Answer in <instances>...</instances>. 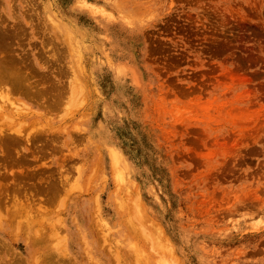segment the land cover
Returning <instances> with one entry per match:
<instances>
[{
  "label": "rangeland",
  "instance_id": "374dc122",
  "mask_svg": "<svg viewBox=\"0 0 264 264\" xmlns=\"http://www.w3.org/2000/svg\"><path fill=\"white\" fill-rule=\"evenodd\" d=\"M1 13L2 61L21 57L26 75L0 83L23 108L15 120L0 103V128L26 142L0 165L32 175L0 178V264H264V0H0Z\"/></svg>",
  "mask_w": 264,
  "mask_h": 264
},
{
  "label": "bare ground",
  "instance_id": "6f19581e",
  "mask_svg": "<svg viewBox=\"0 0 264 264\" xmlns=\"http://www.w3.org/2000/svg\"><path fill=\"white\" fill-rule=\"evenodd\" d=\"M98 8H99V7H98ZM2 16H3L4 18L6 17L5 15H3V14L1 13L0 17L2 18ZM7 17H8V16H7ZM12 18H15V20H16V17L12 16ZM1 20H3V19H1ZM1 20H0V21H1ZM7 20H8V19H7ZM7 20H6V21H7ZM10 21H12V19H11ZM17 21H18V19H17ZM8 22H9V21H8ZM8 22H5V23L8 24ZM0 23H1V22H0ZM17 23H18V22H14L13 24L15 25V24H17ZM7 24H6V25H7ZM3 25H4V24H3ZM6 25H4V26L6 27ZM22 25H23V23L21 24V26H22ZM21 26H20V27H21ZM7 27L11 28V27L8 26V25H7ZM22 27H23V26H22ZM24 27H25V26H24ZM3 28H4V27H3ZM13 28H14V27H12L11 29H13ZM17 28H18V27H17ZM17 28H15V30H18ZM24 29H25V28H24ZM1 30H2V29H1ZM4 30H5V28L3 29L2 32H5V33H6L7 30H5V31H4ZM19 30H20V28H19ZM25 30H26V29H25ZM2 32H1V34H2ZM7 32H8V31H7ZM23 32H24V31H23ZM23 32H22V31H21V32L18 31V34L21 33V35H23V34H22ZM10 34H11V33L7 34L6 37H4L5 35H4V36H3V35L0 36V42H1L0 44L2 45V44L4 43V44H3V45H4V46H3L4 48L7 47V46L9 45V43L12 41V38H13V37H12V38L10 37V38H11V41H10V42L8 41V40H10V39H8V38H9L8 36H12V35H10ZM18 34H16V36H17ZM26 35H27V34H26ZM19 36H20V35H19ZM23 36H24V35H23ZM1 37H3V38L1 39ZM14 37H15V36H14ZM17 37H18V36H17ZM30 37H31V36H30ZM4 38H7V41H8L9 43H7V41H4V42L2 43L1 40H3ZM15 38H16V37H15ZM16 39H17V38H16ZM24 39H25V38H24ZM19 40H20V39H19ZM12 42H13V41H12ZM18 43H20V42H18ZM5 44H7V45H5ZM11 48H12V47H11ZM1 49H2V48H0V50H1ZM13 49H14V48H12V50H13ZM2 50H3V49H2ZM2 50H1V51H2ZM4 50H5L6 52H3ZM4 50L2 51L4 56H3L2 54H0V55H2V56H0V58H1V60H0V83H5V82H6V83H8L9 85H12V87L14 86V87L19 88V87H21V85H22V87H23V84H22V83H24L23 81H24V79H25V75H26V74L23 75V73H21L19 70H16V69H18V68H17L18 66L16 67V65H15L16 62H17V64H19L18 62H19L20 59H22V58H21V57L18 58V56L15 55L17 61H14V59H11V60L14 61V63H12V65H10V63H7V64H6L5 62L2 61V60H3L2 57H5L4 59L7 60L6 58H10L9 56H12V55H11V54L8 55V53H7L8 51L6 50V48H5ZM14 50H15V49H14ZM15 51H16V50H15ZM10 52H11V51H10ZM24 52H25V51H24ZM4 53H7V55H5ZM18 53H19V52H18ZM16 54H17V53H16ZM19 54H20V53H19ZM21 54H22V53H21ZM27 54H28V52H26V55H25V54H24V55L27 56ZM22 55H23V54H22ZM29 55H30V54H29ZM6 56H8V57H6ZM20 56H21V55H20ZM73 57H74V56H73ZM29 58H30V56H29ZM18 59H19V61H18ZM24 59H26V58H23V60H24ZM29 60H30V59H29ZM21 61H22V60H21ZM25 62H26V61H25ZM30 62H31V60H30ZM30 62H29V63H30ZM22 63H23V61H22ZM29 63H28V64H29ZM31 63H32V62H31ZM14 65H15L16 68L13 67ZM25 65H26V64H25ZM23 66H24V65H23ZM11 67H13V68H11ZM24 67H25V66H24ZM24 67H23V68H24ZM14 68H15V69H14ZM26 68H27V70L29 69L27 66L25 67V69H26ZM33 68H35V67H33ZM27 70H26V71H27ZM35 70H36V69H35ZM28 71H29V70H28ZM31 71H32V70L30 69V71L27 72V73L30 74ZM22 72H23V70H22ZM32 73H33V72H31V74H32ZM34 73L37 74L38 71H34ZM47 73H48V71H47ZM43 74H44V73H43ZM49 74H50V73H49ZM27 76H28V75H27ZM32 76H34V74H33ZM38 77H39V79H40L41 77L43 78L42 74H41V76H38ZM27 78H29V76H28ZM36 78H37V77H36ZM45 78H47V77H44L43 80H44ZM48 79H49V77H48ZM41 80H42V79H41ZM41 80H40V81H41ZM43 80H42V81H43ZM46 80H47V79H46ZM46 80H45V81H46ZM42 81H41V83H42ZM30 82H32V81H30ZM30 82H26V83H29V84H30ZM34 82H35V81H34ZM34 82H33V83H34ZM33 83H32V84H33ZM38 83H39V82H38ZM44 83H45V82H44ZM78 84H79V83H78ZM26 85H27V84H25L24 86H26ZM38 85H39V84H38ZM42 85H43V84H42ZM45 85H46V84H45ZM52 85H54V84L49 85V87H50V86L52 87ZM80 85H81V84H80ZM0 86H3V85L1 84ZM4 86L7 88V89L5 88L6 90L9 89V86H6V85H4ZM39 86H40V85H39ZM47 86H48V85H46L45 87L48 88V90H49V87H47ZM54 86H55V85H54ZM54 86H53V89H54ZM63 86H64V85H63ZM71 86H72V85H71ZM71 86H70V92H71L72 94L69 93V95L71 94V95H70L71 97H69V99H70V98H71V99H70V100L68 99V101H70V104H71V103L73 104L72 101H74L76 97L74 96V98H72V95H73V93L75 92V91L72 92V90H74L75 88H77V91H76V92H79L80 89L78 90V87H77V86L75 87V85H73L74 88L71 89ZM29 87H30V86H29ZM35 87H37V86L35 85ZM42 87H43V86H42ZM45 87H44V88H45ZM55 87H56V86H55ZM1 88H3V87H0V90H1V93H0V99L2 98V97H1V95H2V89H1ZM39 88L41 89V87H39ZM11 89H12V88H11ZM19 89H20V88H19ZM27 89H28V88H27ZM31 89H32V88H31ZM36 89H37L36 92H38V91L40 90V89H38V88H36ZM51 89H52V88H51ZM51 89H50V90H51ZM55 89H56V88H55ZM16 90H18V89H16ZM16 90H15V91H16ZM25 90H26V89H25ZM46 90H47V89H46ZM48 90H47V91H48ZM50 90H49V91H50ZM81 90H82V88H81ZM8 91H9V90H8ZM18 91H19V90H18ZM52 91H53V90H52ZM23 92H24V91H23ZM29 92H31V90H29ZM32 92H34V91L32 90ZM36 92L32 93V94H35V95H31L30 93H28V94H30V98H32V96L35 97V99H36L37 97L39 98V96H37V95H39V94L36 93ZM43 92H44V91H43ZM50 92H51V91H50ZM56 92H57V91H56ZM56 92H55V93L52 92V94H54L55 96H57V95H56ZM18 93L20 94L21 92H18ZM39 93H40V92H39ZM41 93H42V92H41ZM41 93H40V94H41ZM46 93H47V92H46ZM24 94H25V92L23 93V96H24ZM36 94H37V95H36ZM42 94H43V93H42ZM47 94H48V93H47ZM60 94H61V93H60ZM60 94H59V95H60ZM59 95H58V96H59ZM79 95H80V94H79ZM79 95H78V96H79ZM25 96H26V95H25ZM36 96H37V97H36ZM50 96H51V95H50ZM58 96H57L56 98H58ZM62 96H63V94H62ZM26 97H29V96L27 95ZM43 97H45V96H43ZM47 97H49V94H48L45 98L47 99ZM51 97H53V95H52ZM59 97H60V96H59ZM30 98H28V99H30ZM45 98H44V99H45ZM56 98H55V99H56ZM26 99H27V98H26ZM52 99H53V98H52ZM52 99H51V101H52V103H53V100H52ZM65 99H66V98H65ZM12 100H13V99H12ZM12 100H11L10 97H5L4 99H1V102H0V103H3V102L6 103V104L4 105L5 107H6L7 104H9V106H11V104L14 103V100H13V101H12ZM30 100H31V102H32V99H30ZM36 100H37V99H36ZM39 100H40V99H39ZM56 100H57V99H56ZM76 100H77V99H76ZM16 101H17V100H16ZM16 101H15V102H16ZM33 101H34V99H33ZM41 101H42V100H41ZM59 101H61V99H60ZM64 101H66V100H64ZM17 102H18V101H17ZM19 102H21V101L19 100ZM19 102L16 103V104L14 103V106L16 105V106H15L16 110H15V108H14V112H15V113H13L14 119H15V118L21 119L22 116H23V111H22L23 108H20L19 105H18L19 108L17 107V104H19ZM28 102H29V101H28ZM45 102L48 103L49 101H46V100H45ZM55 102H56V101H55ZM74 102H75V101H74ZM26 103H27V102H26ZM52 103H51V104L49 103V105H50V106H54L55 103H53V104H52ZM24 104H25V103H23L22 105H24ZM37 104H38V103H37ZM39 104H40V103H39ZM56 104H58V102H57ZM72 104H71V105H72ZM20 105H21V104H20ZM26 105H28V103H27ZM64 105H65V104H64ZM4 106H3V104H0V118L3 117L4 115H6V114H4V113H6V112H4V111H6V108H5ZM12 106H13V104H12ZM28 106H29V105H28ZM41 106H43V105L41 104ZM44 106H45V105H44ZM44 106H43V107H44ZM54 107H56V106H54ZM24 108H26L25 105H24ZM27 108H28V107H27ZM29 109H30V108H29ZM32 109H33V108H32ZM36 109H37V108H36ZM36 109H35V110H36ZM49 109H50V108H49ZM9 110H11V109H9ZM50 110H51V109H50ZM12 111H13V109H12ZM24 111H26V109H24ZM32 111H33V110H32ZM33 112H34V111H33ZM35 112H36V111H35ZM35 112H34V113H35ZM7 113H8V112H7ZM10 115H11V114H10ZM40 115H41V114H40ZM13 116L9 117V118H10L9 121H10V120L12 121ZM26 116H28V115H26ZM6 117H7V116H6ZM23 118H24V117H23ZM7 119H8V118H7ZM14 119H13V120H14ZM15 120H16V119H15ZM15 120H14V121H15ZM14 121H13V122H14ZM0 122L4 124V121L1 120V119H0ZM38 122H39V121H38ZM1 123H0V124H1ZM6 123H7V122H6ZM8 123H9V122H8ZM8 123H7V124H8ZM10 123H11V122H10ZM19 123H20V122H19ZM1 125H2V124H1ZM1 125H0V127H2ZM17 125H18V127H17ZM17 125H16L17 128H16V127H15V128H13V127H8V129L5 128V130H4V127H3V129L0 128V160H1L2 162H3V161H7V159H8V161L10 160L8 163H10V162H12V161L14 162L15 160L17 161V162L15 161V162L18 163V162H19V161H18V160H19V157H20L21 155H22V157L25 156V154H24L23 152H22L23 154H21V155L19 156V154H20L19 151L21 150V149H20L21 147H20V148L18 147V148H19V151H18V153H16L17 156L14 155V154H13V156H12V153L14 152V150H13V151H11V150H12L16 145H19L20 142H22V139H23V141H25L24 138L22 137V135H24V134L21 132L22 129L19 128V124H17ZM20 126H21V125H20ZM38 128H39V127H38ZM23 130H24V129H23ZM34 131H35V129H34ZM29 132H30V131H29ZM31 132H32V131H31ZM41 132H42V131H41ZM35 133H36V132H35ZM32 134H33V133H32ZM32 134H31V135H32ZM37 134L39 135L38 131H37ZM37 134H36V136H37ZM48 134H49V132H48ZM31 135H28V131H27L26 134H25V137H26V136H27V137L29 136V138H33V139H34V137H31ZM34 135H35V134H34ZM34 135H32V136H34ZM40 135H42V133H40ZM52 135H53V134H52ZM36 136H35V137H36ZM38 137H39V138H38ZM40 137H41V136H37L38 139H40ZM42 137H43V135H42ZM49 137H51V136H49ZM49 137H48V139H49ZM54 137H55V136L53 135V138H54ZM21 138H22V139H21ZM29 138H28V139H29ZM37 138H36V139H37ZM33 139H31V141H30V139H29V140L27 141V143H28L29 141H30L31 143H32V142H35V140H33ZM46 139H47V138H46ZM50 139H51V138H50ZM50 139H49V140H50ZM20 140H21V141H20ZM26 140H27V139H26ZM32 140H33V141H32ZM43 140H44V139H43ZM25 142H26V141H25ZM2 145H3V146H2ZM27 145H28V147L30 146L29 144H27ZM9 147H10V150H8ZM16 147H17V146H16ZM16 147H15V149H16ZM23 147H24V146H23ZM24 148H25V147H24ZM17 150H18V149H17ZM29 150H30V149H29ZM29 150H28V151H29ZM9 151L11 152V154H10ZM21 151H22V150H21ZM6 152H7V153H6ZM8 153H9V154H8ZM7 154H8V155H7ZM28 154H29V153H27V155H28ZM23 155H24V156H23ZM26 159L29 161L28 157H27ZM1 161H0V163H1ZM5 163H7V162H5ZM1 164H3V163H1ZM10 164H11V163H10ZM3 165H4V164H3ZM3 165H2V166H3ZM5 167H6V166H5ZM37 168H39V167H37ZM112 168H113V167H112ZM0 169H2V170H0V175H1L0 178H3V179H1V180H2V181L4 180V182H8V181H9V179H8V181H7L8 176H6V174L9 175L10 177H12L15 173H18V172H19V171L16 172L15 170H14L15 172L11 171V172L14 173V174L12 175V173L10 172V169H9V173H11V175H10V174H8V172H7V167H6V172H5V170H3L4 168H1V165H0ZM41 169H42V168L40 167L38 170H41ZM11 170H13V169H11ZM35 171H36V170H35ZM30 172H31V171H30ZM36 172H37V171H36ZM36 172H35V173H36ZM20 173H21V174H20ZM23 173H24V172H23ZM33 173H34V170H33ZM19 174L23 176L22 172H19ZM25 174H28V173H25ZM25 174H24V176H26V178H24L25 180H24L20 175H18V176L21 177V178H19V177H18V178H19L21 181H23V180H24V181H27V179H30V178H28V176L30 175V177H31L32 174L30 173L28 176L25 175ZM15 176H16V175H15ZM15 176H14V177H15ZM24 176H23V177H24ZM5 177H7V178H5ZM34 177H35V176H34ZM34 177H33V178H34ZM36 177H37V175H36ZM4 178L6 179V181H5ZM12 178H13V177H12ZM33 178H31V179H33ZM14 179H15V181L18 180L17 178H13V181H12L11 178H10V181H12V182L9 181V182H10V183H9L10 185L8 186V189L6 188L7 185L5 186V183H4V182H3V183L0 182V189H1V188H2V189H3V188H6L7 190H11V188H12L11 186L13 185V183H15ZM22 179H23V180H22ZM33 180H34V179H33ZM52 181H53V179L51 180V182H52ZM16 182H17V184H14V185H17V188H18V186L20 185V181H19V182L16 181ZM33 182H34V181H33ZM33 182H31V183L29 182V183H27V184H30V186H31ZM35 182H37V181H35ZM35 182H34V183H35ZM38 182H39V181H38ZM51 182H50V183H51ZM18 183H19V184H18ZM25 183H26V182H25ZM34 183H33V185H34ZM54 183H55V182L53 181V183H51V184H54ZM1 184H2V185H1ZM3 184H4V185H3ZM11 184H12V185H11ZM14 185H13V188L17 189L16 186L14 187ZM21 185H22V188H23V184H21ZM21 185H20V188H21ZM33 185H32V186H33ZM35 185H36V183H35ZM37 185L39 186V183H38ZM56 185H57V184H56ZM3 186H4V187H3ZM25 186H26V185H25ZM32 186H31V187H32ZM38 186H37V187H38ZM42 186H44V189H45L47 186H48L47 189H52V188L49 187L48 184H46V186H45V185H42ZM53 186H54V189H53V191H54V190H55V184H54ZM34 187H36V186H34ZM34 187H32V188H34ZM40 187H41V186H40ZM56 187H57V186H56ZM9 188H10V189H9ZM42 188H43V187H42ZM2 189H1V190H2ZM15 189H13V190H15ZM31 190H32V189H31ZM4 191H6V190L4 189ZM4 191H2V192H4ZM34 191H37V190H34ZM41 191H42V190H41ZM44 191H46V190H44ZM49 191L52 192V193H51L50 197H49V196H48V197L52 199L51 196H52L53 193H55V192H53L52 190H49ZM38 192H40V190H39ZM5 193H7V192H5ZM5 193H4V195H5ZM24 193H25V192H24ZM30 193H31V192H30ZM30 193H29V194H30ZM45 193H46V192H45ZM0 194H1V193H0ZM25 194H26V195H25ZM25 194H24L25 197L23 196L24 199L22 198L23 201H24L25 199H26L25 201H27V198H28V200H29V199H30V196H32L33 193H31V195L28 194L29 197H27V193H25ZM37 194H38V193H37ZM2 195H3V194H2ZM2 195H0V197H1ZM7 195H8V194H7ZM14 196H15V195H14ZM14 196H13V197H14ZM16 196H18V195L16 194ZM16 196H15V198H16ZM38 196H39V195H38ZM2 197H3V196H2ZM2 197H1V202H2V200H3L5 197H6V199L8 198V196H6V195H5L3 198H2ZM10 197H12V196H10ZM13 197L10 198V199H13ZM32 197H34V195H33ZM32 197H31V199H33ZM36 197H37V196H36ZM46 197H47V196H46ZM48 197H47L48 200H47V199H46V200L44 199L45 203L49 202V198H48ZM40 198H41V197H40ZM43 198H45V196H43ZM6 199H4V200H6ZM8 199H9V198H8ZM34 199H35V198H34ZM36 199H37V198H36ZM15 200L17 201V199H14V201H11V200H10V201H11L12 203H15V202H16ZM38 200H39V198H38ZM38 200H37V201H38ZM41 200H42V199H41ZM41 200H40V202L38 201V203H40V204L37 203L39 206H40L41 203H42ZM6 201H7V200H6ZM10 201H9V202H10ZM29 201H30V200H29ZM32 201H33V200H32ZM27 202H28V201H27ZM3 203H7V202H4V201H3ZM28 203H29V202H28ZM30 203L36 205L34 202H31V201H30ZM43 203H44V202H43ZM26 204H27V203H26ZM1 205L3 206V204L0 203V206H1ZM8 205H9V203H8ZM14 205H15V207H16V204H14ZM27 205H28V204H27ZM2 206H1V207H2ZM6 206H7V205H5V206H3V207H4V208H8V207H9V206H7V207H6ZM36 206H37V205H36ZM39 206H38L37 208H40V207H41V208H44V207H42V206H40V207H39ZM1 207H0V208H1ZM18 207H19V205H17L16 208H18ZM32 207H33V206H32ZM16 208L14 209L15 212L13 211V212L15 213V215H16V213H18V212L16 211ZM20 208H21V206H20ZM20 208H19V209H20ZM5 210H6V209H5ZM6 211H7V210H6ZM10 211H11V210H10ZM10 211H9V212H10ZM18 211H19V210H18ZM0 212H1V210H0ZM0 215H1V213H0ZM9 215H10V214H9ZM9 215H8V216H9ZM3 216H6V215H5V214H4V215L2 214V216H0V217L2 218ZM10 216H12V212H11V215H10ZM12 217H14V214H13ZM3 218H5V217H3ZM8 218H9V217H8ZM10 219H13V218H10ZM10 219H9V221H12V220H10ZM17 222H18V221H17ZM10 223H11V222H10ZM0 224H1V223H0ZM37 229H38V230H37ZM39 229L42 230L40 227L32 229V230H33V231H32L33 233H30L29 235L32 234L31 237H33L34 234H38V235H39V233L41 232V231L39 232ZM3 230H4V229H3ZM36 230H37L38 232H36ZM25 235H26V232H25ZM42 236H45V234L42 235ZM42 236H41V237H42ZM25 237H26V236H25ZM35 237H36V235H35ZM37 237H38V236H37ZM37 237H36V238H37ZM36 238H35V239H36ZM33 239H34V238H31L30 240H33ZM40 239H41V238H40ZM40 239L38 238V241H37V239H36V241H37L38 243H40V242H43V241L45 240V239H44V240L42 239V240L40 241ZM15 240H18V239H15ZM26 240H27V238H26ZM27 241H28V240H27ZM9 242H10V241H9ZM34 242H35V241H34ZM38 243H37V244H38ZM2 244H4V243H2ZM31 244L34 245V243H31ZM50 245H51V244L49 243V246H50ZM3 246H5V245H3ZM8 246H9V245H8ZM37 246H38V245H37ZM38 247H39V246H38ZM40 247H41V246H40ZM4 248H5V247H4ZM7 248H8V247H7ZM9 248H11V247H9ZM33 248H34V247H33ZM36 249H37V248H36ZM31 250H32V249H31ZM9 251H10V250H9ZM33 252H34V253H37V252L39 253V250H36V252H35V251H33ZM0 253H1V251H0ZM38 253H37L36 255H38ZM11 254H12V253H11ZM18 254H19V253H18ZM30 254H31V253H30ZM39 254H40V253H39ZM6 255H7V254H6ZM19 255H20V254H19ZM34 255H35V254H33V256H34ZM48 255H49V254H48ZM48 255H47V257L49 258ZM59 255H60V254L58 253V257H60ZM30 256H31V255H30ZM0 257H1V256H0ZM7 257H8V256H7ZM9 257H10V256H9ZM37 257H39V255H38ZM51 257H54V256H51ZM61 257H63V256H61ZM61 257H60V259H56V260H59V261H60V260H61ZM32 258H33V257H32ZM34 258H35V256H34ZM45 258H46V257H45ZM45 258H43V259L45 260ZM63 258H64V257H63ZM2 259H3V258H2ZM43 259H42V260H43ZM12 260H13V259H12ZM1 261H2V260H1ZM20 261H21V260H20ZM36 261H37V260H36ZM59 261H58V262H59ZM15 262H16V261H15ZM54 262H55V261H54ZM58 262H57V263H58ZM17 263H19V262H17ZM17 263H16V264H17ZM21 263H22V262H21ZM21 263H19V264H21ZM23 263H24V261H23ZM23 263H22V264H23ZM60 263H61V262H60ZM8 264H11V263H8ZM29 264H30V263H29ZM49 264H50V263H49Z\"/></svg>",
  "mask_w": 264,
  "mask_h": 264
}]
</instances>
